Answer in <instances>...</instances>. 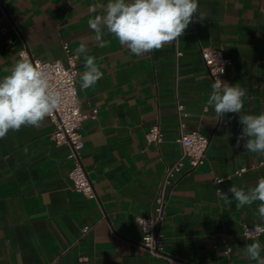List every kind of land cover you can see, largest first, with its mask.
<instances>
[{"label":"crops","instance_id":"0c3cea01","mask_svg":"<svg viewBox=\"0 0 264 264\" xmlns=\"http://www.w3.org/2000/svg\"><path fill=\"white\" fill-rule=\"evenodd\" d=\"M94 2L0 0V78L22 59L21 48L42 60L65 61L64 44L74 53L85 45L104 73L82 89L85 56L77 57L81 111H97L81 123V157L95 198L72 187L69 147L51 140L50 119L0 138V264H171L144 247L138 217L152 213L165 168L180 155L178 101L185 129L207 135L209 145L203 163L192 169L185 161L172 178L163 253L189 264H256L241 254L253 240L264 244V233L242 234L245 224H261L256 205L238 209L216 193L264 177V154L247 152L243 141L236 146L239 114L221 121L206 106L213 81L201 48L224 49L229 63L223 81L248 92L242 114L264 112V0H198L203 20L194 19L177 41L140 57L106 30L109 44L100 47L87 23L101 12L89 10ZM9 38L15 43L8 45ZM176 49L182 51L178 58ZM156 123L163 140L148 142L146 132Z\"/></svg>","mask_w":264,"mask_h":264},{"label":"clouds","instance_id":"9594fccd","mask_svg":"<svg viewBox=\"0 0 264 264\" xmlns=\"http://www.w3.org/2000/svg\"><path fill=\"white\" fill-rule=\"evenodd\" d=\"M97 9H101V12L87 23L100 47L109 44L104 39L106 30L120 45L126 46L138 57L177 41L194 19L203 20L205 16L201 12L197 17L198 0H107L106 4L95 0L89 5V10L96 13ZM88 51L83 44L75 49L77 57L81 54L85 56V70L80 74L82 89L96 85L104 75L96 58L88 55ZM3 71L6 75L0 78V138H5L10 130H20L22 126L39 127L64 103L65 93L54 85L53 76L46 65L34 64L24 57ZM211 88L206 106L213 108L217 120L222 121L229 113L239 114L238 123L243 127L236 138V146L240 147L243 141L247 152L264 154V112L259 115L242 114L247 89L239 83L229 84L219 77ZM216 194L229 206L235 202L238 209L251 208L255 204L256 215L264 224V177L251 186L234 185L228 189V193L217 189ZM261 224L251 229L253 235L264 232ZM262 252L264 244L258 239L241 249V254L256 264H264Z\"/></svg>","mask_w":264,"mask_h":264},{"label":"built area","instance_id":"2783aa9c","mask_svg":"<svg viewBox=\"0 0 264 264\" xmlns=\"http://www.w3.org/2000/svg\"><path fill=\"white\" fill-rule=\"evenodd\" d=\"M8 45L15 43V39H7ZM66 58L61 60H42L34 57L26 47L20 49L19 54L21 58L27 57L34 64L40 63L46 65L48 71L53 76L54 85L65 93V101L62 106L53 112L52 115L46 117L50 119L53 124V130L50 133L51 140L58 144H65L69 147L68 157L72 159L73 166L69 172V178L74 190L83 193L84 195L95 198L96 193L93 183L86 170L82 157L81 150L84 146L81 133V123L84 118L96 116V110H93L90 115L84 114L81 111L79 103V89H78V61L77 56L71 51L68 44L63 45ZM176 58L182 55V51L176 49ZM201 57L207 68L208 74L212 81L219 77L224 79L226 66L229 63V58L225 56L222 47H202ZM223 69V72L221 73ZM178 109V137L177 141L180 143L181 152L179 157L165 168L163 179L160 185V190L154 199L152 213L149 216L138 217V222L142 228V244L149 251L150 254L156 256H164L170 260L171 264H189L187 262L166 256L164 251V233L162 231V222L164 218V209L168 199V188L172 183V178L175 173L182 170L185 161L194 169L204 162L206 150L209 145V137L202 134L198 130H186L183 121L184 109L182 103L177 102ZM164 133L159 124L152 125L146 132V139L148 142L160 143L163 140ZM242 167L236 170L237 174L245 171ZM222 178H216V182L220 183ZM257 224H245L243 226L242 234L246 238H257L264 232H258L254 235L251 229ZM261 226H264L261 224ZM88 227L84 228V232L88 231ZM232 248L227 246L225 252L230 254ZM52 264H57L55 261ZM232 264V263H227Z\"/></svg>","mask_w":264,"mask_h":264}]
</instances>
